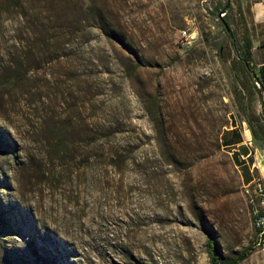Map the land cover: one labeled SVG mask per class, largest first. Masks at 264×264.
<instances>
[{
	"label": "rangeland",
	"instance_id": "1",
	"mask_svg": "<svg viewBox=\"0 0 264 264\" xmlns=\"http://www.w3.org/2000/svg\"><path fill=\"white\" fill-rule=\"evenodd\" d=\"M253 1L0 0V264H264L221 142L264 148Z\"/></svg>",
	"mask_w": 264,
	"mask_h": 264
},
{
	"label": "crops",
	"instance_id": "2",
	"mask_svg": "<svg viewBox=\"0 0 264 264\" xmlns=\"http://www.w3.org/2000/svg\"><path fill=\"white\" fill-rule=\"evenodd\" d=\"M249 0H238L239 5ZM251 13L255 21H264V0H254L251 5ZM251 64L258 77L264 82V38H254L252 46ZM246 128L240 125H232L222 132L221 142L224 147L231 151L232 159L240 170L241 179L245 184L253 181L259 175L264 179V148L256 144L253 133L246 134ZM249 164L253 173L248 181L243 166Z\"/></svg>",
	"mask_w": 264,
	"mask_h": 264
},
{
	"label": "trees",
	"instance_id": "3",
	"mask_svg": "<svg viewBox=\"0 0 264 264\" xmlns=\"http://www.w3.org/2000/svg\"><path fill=\"white\" fill-rule=\"evenodd\" d=\"M235 1L237 2L238 6H239V8H238L239 13H241L242 11H241V7L238 3V0H235ZM224 13H226V12H224ZM253 39H254V36H253L252 32L248 28H245V30L243 32V43L241 44V47L238 45V43H235L234 47H235V50H236L237 55H238L239 63L241 64L240 68H241L242 72L244 73V75L247 77L248 80L250 79L253 81L254 89H256L258 92L259 91L262 92V91H264V82L258 77L257 73L255 72V70L253 69L252 64H251ZM263 113H264V104H263ZM246 115L247 116H246L245 121H247L249 123V125H252V118L254 116H252L250 114H246ZM250 129H251L253 135L256 136V131L254 130V128L251 126ZM208 246H209V253L212 257L213 264H221V263H228L229 264V263H232L234 261L235 262L241 261L249 255L250 248H251V247H248V248L244 249L243 251L239 252V255L236 258L230 259V258L224 256L219 251V249L216 245V241L214 239H212V238L209 239Z\"/></svg>",
	"mask_w": 264,
	"mask_h": 264
},
{
	"label": "built area",
	"instance_id": "4",
	"mask_svg": "<svg viewBox=\"0 0 264 264\" xmlns=\"http://www.w3.org/2000/svg\"><path fill=\"white\" fill-rule=\"evenodd\" d=\"M185 37L191 36L183 30ZM259 84V83H258ZM245 192L251 204L255 228L258 229L256 248L264 250V179L257 175L252 182L245 184Z\"/></svg>",
	"mask_w": 264,
	"mask_h": 264
},
{
	"label": "water",
	"instance_id": "5",
	"mask_svg": "<svg viewBox=\"0 0 264 264\" xmlns=\"http://www.w3.org/2000/svg\"><path fill=\"white\" fill-rule=\"evenodd\" d=\"M226 28L228 30V32L230 33V35L234 38L235 37V33L234 30L230 27L229 24L226 23ZM260 85V84H259ZM264 92V91H263Z\"/></svg>",
	"mask_w": 264,
	"mask_h": 264
},
{
	"label": "bare ground",
	"instance_id": "6",
	"mask_svg": "<svg viewBox=\"0 0 264 264\" xmlns=\"http://www.w3.org/2000/svg\"><path fill=\"white\" fill-rule=\"evenodd\" d=\"M257 235H258V229H257ZM257 238H258V236H257ZM258 250H262V249H258ZM262 251H264V250H262Z\"/></svg>",
	"mask_w": 264,
	"mask_h": 264
}]
</instances>
